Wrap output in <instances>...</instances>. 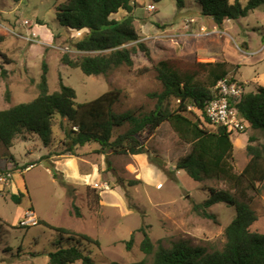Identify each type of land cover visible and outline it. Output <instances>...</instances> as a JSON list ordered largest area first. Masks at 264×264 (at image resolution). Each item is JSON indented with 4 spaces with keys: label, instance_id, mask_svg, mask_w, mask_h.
<instances>
[{
    "label": "rangeland",
    "instance_id": "1",
    "mask_svg": "<svg viewBox=\"0 0 264 264\" xmlns=\"http://www.w3.org/2000/svg\"><path fill=\"white\" fill-rule=\"evenodd\" d=\"M137 2L135 25L155 60L172 59L182 71H197L202 81L207 79L208 70L193 66L192 57L196 55L201 63L224 61L230 65V76L246 83L248 92L255 91L256 84L264 85V81H254L264 73V52L257 53L264 46V6L245 18L226 21L221 29L211 17L201 14L198 0H183L184 7H179L177 0ZM240 2L245 7L249 0ZM58 4L59 0H0V111L38 97L44 63L49 69L51 93L60 89L62 80L75 89L81 104L116 90L120 94L117 112L153 110L156 101L149 94L163 88L144 55L135 58L133 67H123L108 77L88 76L79 68L61 63L65 53L73 58L81 55L71 42L81 39L83 33L60 25ZM148 5L157 10L149 12ZM126 16L122 10L112 19ZM192 20L188 31L185 25ZM32 30L37 38L32 37ZM62 121L56 118L54 142L48 148L36 135L28 134L16 139L11 148L0 143V264H49L48 253L61 237L65 245L81 241L82 249L91 253L96 264H152L153 257L140 250V229H145L156 246L161 242L170 248L184 242L208 252L224 248L225 229L236 216L235 208L217 204L208 209L215 217L209 219L194 206L209 198L211 188L232 194L235 190L228 181L198 183L176 170L192 146L179 138L170 123H164L152 135H144L147 154L107 156L100 153L98 144H89L70 156L62 154ZM63 123L68 124L67 120ZM124 131L117 130L116 135ZM252 135L264 142L262 133L250 128L232 136L233 165L238 174L251 159L248 141L244 145V140ZM149 158L163 164L165 171L151 164ZM134 181L139 183L132 184ZM98 185H108L109 190H101ZM13 194H24L21 204L12 200ZM251 196L259 218L253 231L264 233V188L261 194ZM28 215H33L36 225L21 224ZM42 222L69 233L51 230L40 225ZM132 234L135 242L128 250L126 243ZM83 235L100 245L84 241Z\"/></svg>",
    "mask_w": 264,
    "mask_h": 264
},
{
    "label": "trees",
    "instance_id": "2",
    "mask_svg": "<svg viewBox=\"0 0 264 264\" xmlns=\"http://www.w3.org/2000/svg\"><path fill=\"white\" fill-rule=\"evenodd\" d=\"M20 2L21 0H14ZM136 0H59L56 7L57 21L71 30L88 32L71 42L81 55L73 58L63 54L61 63L81 69L88 76L108 77L123 67H133L135 58L144 55L157 73L163 90L149 94L156 101L149 112H117L119 91L111 90L89 103H78L75 89L62 80L60 89L50 92L48 65L44 63L43 74L38 83L39 95L33 101L12 106L0 111V143L13 147L20 136L36 135L48 148L54 142L56 118L67 120L60 124L64 132L62 154L76 156L77 149L89 144H98L104 155L147 154L144 135H152L164 123L172 125L179 138L192 146L190 153L177 164L176 170L185 172L192 180H224L232 184L235 194L226 190L210 189L209 198L196 204L194 210L201 216L215 219L208 209L217 204L235 208L236 216L225 229L226 244L222 250L208 252L204 247H192L184 242L174 243L170 248L159 242L154 244L145 229L140 250L153 257L152 264H264V233L253 231L259 220L252 206L251 194L259 195L264 188V142L257 136H249L247 153L251 157L244 170L235 172L233 158L235 145L232 135L225 127L213 126L206 115L207 105L215 98L214 88L220 80L230 75L227 62L201 63L195 55L193 66L208 70L207 79H198L197 71H182L172 59L155 60L150 47L141 42L134 16ZM160 3L163 0H154ZM184 7L183 0H177ZM201 14L211 17L218 28L226 21H236L264 6V0H249L243 6L240 0H198ZM127 16L112 19L120 11ZM132 44V46H128ZM188 62V61H187ZM235 77V76H234ZM9 94V93H8ZM175 102L176 105L172 106ZM247 128L262 133L264 137V86L243 95L235 105ZM125 129L117 134L116 131ZM150 163L165 171L164 165L149 158ZM56 178V172L54 171ZM134 181L132 184H138ZM21 204L24 194L11 196ZM77 216H81L76 208ZM45 227L68 234L64 228H55L46 222ZM84 241L100 245L87 235ZM135 234L126 243L131 250ZM78 244L65 245L64 239L56 242L55 249L48 253L49 264H96L90 252ZM119 264V263H112ZM138 264H147L143 261Z\"/></svg>",
    "mask_w": 264,
    "mask_h": 264
},
{
    "label": "built area",
    "instance_id": "3",
    "mask_svg": "<svg viewBox=\"0 0 264 264\" xmlns=\"http://www.w3.org/2000/svg\"><path fill=\"white\" fill-rule=\"evenodd\" d=\"M149 12L156 11L154 5H148ZM24 25H29L28 21H24ZM215 98L209 102L206 108V115L209 122L213 126L225 127L233 136L244 133L247 124L240 116V113L235 106L246 93V84L239 82L234 76H227L219 81L213 89ZM101 190H109L108 185H98ZM23 226L36 225L33 215L24 217L21 221Z\"/></svg>",
    "mask_w": 264,
    "mask_h": 264
},
{
    "label": "crops",
    "instance_id": "4",
    "mask_svg": "<svg viewBox=\"0 0 264 264\" xmlns=\"http://www.w3.org/2000/svg\"><path fill=\"white\" fill-rule=\"evenodd\" d=\"M135 3L137 4L138 2H137V0L135 1ZM187 25H185V29L187 30L188 29V31H191V29H189V28H191V25L193 24V20L192 21H190V22H188V23H186ZM204 28V27H203ZM202 28V29H203ZM214 28H216V27H214ZM30 29H32V28H30ZM217 29V28H216ZM76 33L77 32H81V33H83V36L88 32V30H82V31H76V30H74ZM31 35H32V37H35V38H37L38 37V34H37V32L35 31V30H32V32H31ZM248 52H250V50H248ZM264 52V46L263 47H261L260 49H259V51L257 52V53H259V54H261V53H263ZM255 82L256 81H264V73L263 74H260L255 80H254ZM246 84V83H245ZM253 84H255L254 82H253ZM257 85V87L258 86H264V85H260V84H256ZM245 142H244V145H246L247 144V141H248V137L247 136H245V140H244ZM79 175H74V178H76V177H78Z\"/></svg>",
    "mask_w": 264,
    "mask_h": 264
}]
</instances>
